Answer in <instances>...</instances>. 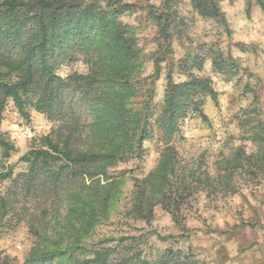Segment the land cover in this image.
Returning <instances> with one entry per match:
<instances>
[{"label": "trees", "instance_id": "16d2710c", "mask_svg": "<svg viewBox=\"0 0 264 264\" xmlns=\"http://www.w3.org/2000/svg\"><path fill=\"white\" fill-rule=\"evenodd\" d=\"M181 1H167L173 16ZM219 1L192 0V5L201 17L224 18ZM250 1L264 12V0ZM130 10L128 3L107 0H0V127L9 101L23 116L30 106L58 123L40 148L22 157L26 171L15 174L11 169L4 174L14 187L0 197V215L10 213L11 219L27 222L36 237L24 264H197L188 258L179 261L170 252L153 263L109 248L106 241L93 248L82 246L99 216L107 217L113 205L116 183L102 185L98 177L107 178L120 164L143 160L144 143L154 135V119L165 148L156 169L136 181L131 212L136 220L149 221L161 205L176 223L185 220L183 206L191 195L176 187L181 182L176 143L183 138L181 128L190 115L207 120L204 100H218L210 79L191 74L203 69L205 59L188 57L176 67L170 65L164 103L159 113L153 112L154 92L146 88L159 78L161 61H156L153 79L140 78L133 30L118 20ZM158 18L165 43H170L175 21L170 14ZM216 54L217 70L235 71L233 63ZM79 55L86 58V74L58 75L63 62H73ZM175 69L188 79L174 82ZM144 90L139 107L135 100ZM15 151L0 134V157L7 160ZM74 238L78 241L70 243ZM76 251L89 255L80 259Z\"/></svg>", "mask_w": 264, "mask_h": 264}, {"label": "rangeland", "instance_id": "374dc122", "mask_svg": "<svg viewBox=\"0 0 264 264\" xmlns=\"http://www.w3.org/2000/svg\"><path fill=\"white\" fill-rule=\"evenodd\" d=\"M107 1L131 5L118 20L133 30L140 78L153 79L156 61H161L159 78L150 80L146 88L154 92V113H159L164 103L170 65L176 67L188 57L205 59L203 69L191 74L210 79L218 100H204L207 120L190 115L181 128L183 138L176 143L181 181L176 187L191 195L183 206L185 220L176 223L161 205L154 208L149 221L136 220L131 212L136 181L156 169L165 148L154 119V135L144 143L143 160L120 164L109 170L107 178L98 177L102 185L116 183L113 205L107 217L99 214L96 227L82 246L93 248L106 241L109 248L141 255L153 263L170 252L179 261L188 258L197 264H264V12L250 0H220L224 18L218 19L201 17L192 0L178 3L176 16L169 10L168 0ZM166 14L175 21L170 43H165L158 20ZM217 52L227 64H234V72L214 67ZM85 59L79 55L73 62H63L58 75L86 74ZM173 71L176 83L189 77ZM141 97H145V90L135 100L139 107ZM26 111L27 116L21 115L9 101L2 114L0 134L16 151L7 160L0 157V197L14 187L4 174L11 169L15 174L26 171L22 157L40 148L41 140L58 129V123L30 106ZM11 218L10 213L0 215V264H24L36 237L27 222ZM75 241L78 239L70 243ZM74 254L82 259L89 251Z\"/></svg>", "mask_w": 264, "mask_h": 264}]
</instances>
